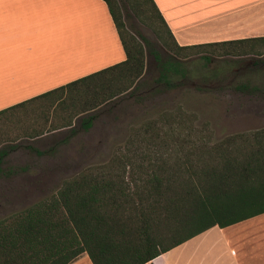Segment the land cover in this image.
Returning a JSON list of instances; mask_svg holds the SVG:
<instances>
[{"label":"trees","instance_id":"obj_1","mask_svg":"<svg viewBox=\"0 0 264 264\" xmlns=\"http://www.w3.org/2000/svg\"><path fill=\"white\" fill-rule=\"evenodd\" d=\"M103 1L125 58L67 84L80 89L58 106L85 112L121 95L131 98L137 88L144 47L151 43L126 31L117 0ZM124 1L175 51L222 46L225 53L245 52L246 42L264 44L261 36L178 46L152 0L147 1L167 42L143 1ZM159 67L156 80L163 83L167 71H177L167 59ZM94 116L81 118L80 127L87 129ZM261 212L264 127L210 142V132L194 126L187 115L164 113L131 133L106 162L85 166L47 198L0 218V264H68L82 252L91 264H152L155 256L211 226L222 228Z\"/></svg>","mask_w":264,"mask_h":264},{"label":"crops","instance_id":"obj_2","mask_svg":"<svg viewBox=\"0 0 264 264\" xmlns=\"http://www.w3.org/2000/svg\"><path fill=\"white\" fill-rule=\"evenodd\" d=\"M152 1L178 46L264 36V0ZM124 58L103 0H0V174L11 172L2 165L21 148L43 154L21 140L63 133L64 140L87 132L98 108L77 112L57 103L80 89L67 84ZM92 113L91 125L82 129L81 118ZM11 118L19 122L21 135H9ZM151 262L264 264V212L211 226ZM68 264L91 262L82 252Z\"/></svg>","mask_w":264,"mask_h":264},{"label":"rangeland","instance_id":"obj_3","mask_svg":"<svg viewBox=\"0 0 264 264\" xmlns=\"http://www.w3.org/2000/svg\"><path fill=\"white\" fill-rule=\"evenodd\" d=\"M126 31L144 47V68L131 98L115 97L95 110L101 112L87 132H78L64 140L62 136L21 140L41 150L21 148L7 156L0 174V218L47 198L63 179L77 174L88 165L101 164L121 151L131 133L143 123L162 117L164 113L181 112L196 127L210 132V142L221 137L264 127V44L255 42L245 52L225 53L222 46L175 51L157 38L153 27L141 15L131 12L124 0H117ZM158 33L165 42L169 37L147 0ZM157 53L152 54L149 49ZM169 60L177 67L167 71L166 83L157 81L159 61ZM9 135H21L19 122L6 121ZM77 124L75 123V127ZM50 136V135H47Z\"/></svg>","mask_w":264,"mask_h":264}]
</instances>
